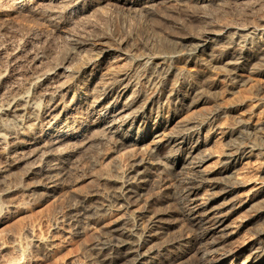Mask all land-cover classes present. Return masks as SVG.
<instances>
[{"label": "rangeland", "instance_id": "obj_1", "mask_svg": "<svg viewBox=\"0 0 264 264\" xmlns=\"http://www.w3.org/2000/svg\"><path fill=\"white\" fill-rule=\"evenodd\" d=\"M34 1L29 0L30 3ZM215 2L200 4L195 0H159L150 10L153 19H149L143 10L136 16L128 14L126 9L117 5L114 0H93L92 8L72 24L74 35H87L94 41L95 38L100 40L101 37L98 36L103 34L107 37L105 40L111 41L113 45H115L114 37L120 35L126 37L131 25L146 28L148 31L153 26L151 30L157 32L156 36L151 35L155 37L154 43L157 44L155 52L148 47L140 46L138 39L140 35H136L130 38L129 45V41L127 43L130 53H127L126 57L125 54H119L125 52V49L124 51L121 49L115 54L118 53L120 57L124 55L122 59L118 56L120 60L116 59L114 63L104 62L99 67L100 74H98L101 76L111 70L113 65L127 66L132 70L131 73L135 72L138 81L136 84L146 94H151L163 86L168 87L169 81L174 76L173 72L179 77L176 85L179 88L185 86L186 79L191 74L198 80L205 78V82L213 81L214 83H210L214 86L211 88L204 85L202 100L194 104L188 103L190 101L188 99L176 110L166 106L162 116L159 117L163 128L155 136H148L136 145L116 148L109 140L101 142L95 139L98 142L93 141L91 147L85 149L76 145L68 146L67 149L73 147L75 150L69 162L59 156L58 158L57 155H55L56 160L51 159L52 162L62 165L59 164L62 171L60 183L49 193L25 164L12 165L0 173V264H96L93 262L94 255L98 250V242L105 232L114 223L122 220L130 228L136 223L145 224L147 216L141 217L142 210L152 197L156 199L157 195L161 194L165 197L161 199L162 201L157 198L151 210L164 224L167 235L172 233L181 234L182 237L191 235L180 213L176 186L183 176L196 172V167L192 163H187L188 166L184 168L170 169V161L165 157L173 152L171 148L173 142L167 137L180 131L187 124L199 125L202 129L201 135L206 133L213 135L211 143L203 148L204 151L212 153L202 165L210 170L217 168L218 155L235 142L243 141L253 145L252 154L240 158L232 172L214 173L217 176L213 175V177L219 180L216 187L202 186L194 192L195 194L193 193V196L191 195L196 198V202L207 205L211 210L209 212L211 216L220 208L222 214L225 213L224 225L228 229L231 227L232 233L222 248L230 249L233 255L225 259H217L215 264H245L250 257L262 252L264 212L259 211L261 205L256 201L259 199L258 192L262 188L260 182L264 181V75L250 72V64L247 69L240 71L238 80L230 84L226 79L227 75L225 76V73L218 68L210 69V72L202 77L204 72L197 66L196 61H185L178 57L168 62L171 72L167 74L164 82L159 67L153 65L151 74L148 73L149 71L146 74L141 73L140 66L132 59L138 55H166L172 47L185 49V42L180 39L181 35L195 31L199 25L196 24L199 22L196 14L203 8L205 13L207 12L208 26L216 30L226 25H231V29L233 26H238L237 24L256 27L264 25V0ZM12 6L10 0H0V66H3L0 68H4V71L1 69L4 76L0 80V91L17 89L15 91H25L30 98L38 92L32 81V70L40 67H42L40 69L49 68L60 57L66 44L64 40L66 25L59 23L58 27H53L42 18L43 14L42 16L31 12L27 14L25 7L18 11ZM11 50H16L18 58L5 60V55ZM155 60L158 62V57L152 58L153 62ZM23 88L24 90H21ZM152 122L153 119H150L148 124L140 125L142 128L138 132L134 127L131 134H141L147 125L152 126ZM211 127H214L212 133ZM236 128H240L239 132H235L234 137L231 135L232 139L228 140V131L231 133ZM157 143L161 144L155 153L151 152L152 147ZM139 159L145 161L144 165L147 168L144 189L129 207H120L115 198V191L119 187L118 181L131 174L129 172L131 163ZM51 161L47 162L51 163ZM4 164L1 159L0 167H4ZM230 178L242 180V186L228 195H221L223 183L232 181ZM87 204L92 207L91 211H85ZM154 208L157 211H154ZM159 241V237L153 236L149 244L157 245ZM198 245L180 246L184 251L179 252V255L166 264H196L194 258ZM211 255L218 257L216 252ZM140 264L149 263L144 259Z\"/></svg>", "mask_w": 264, "mask_h": 264}, {"label": "bare ground", "instance_id": "obj_2", "mask_svg": "<svg viewBox=\"0 0 264 264\" xmlns=\"http://www.w3.org/2000/svg\"><path fill=\"white\" fill-rule=\"evenodd\" d=\"M10 1L13 4L12 7L18 11L25 7L27 14H29L28 12L41 16L43 14L42 18L53 27L64 23L63 25H66L64 31L66 44L63 51L61 50L60 57L55 60L53 65L51 64L52 66L44 69H40L42 67L33 68L31 77L35 90L38 92L32 97L28 98L25 91H15L17 89L0 91V160L3 159V163L5 162V166L0 167V173L12 165L25 164L49 193L55 190L60 183V172L62 171V165L59 163L61 165L59 166L51 159H55V155H57L69 162L75 150L73 147L70 150L67 149L68 146L76 145L85 149L91 147L96 140L101 142L109 140L116 148L136 145L148 136H155L163 128L159 117L162 116L166 106H171L176 110L182 107L188 99H190L188 103L194 104L202 100V91L205 92L204 85L211 88L214 86L213 81H210L213 83L208 81L207 83L205 78L198 80L191 74L186 79L185 86L179 88L176 86L179 77L176 72H173L174 76L169 81L168 87L163 86L151 94H146L137 86L135 72L131 73L132 70L127 66L113 65L111 70L101 76L98 72L99 67L104 62L113 61L114 63L116 59H122L124 55L120 57L119 54H125L126 57V54L130 53L128 45L132 37L136 35H140L138 36L140 37L138 38L140 46L143 45L154 51L157 44L154 43L155 37L153 36H156L157 32L151 30L153 26L150 27L151 34L146 28L142 29L143 27L131 25L126 37L122 35L114 37L115 45L111 44V41L107 42L105 40L107 37L103 34L100 36L96 34L101 39L95 38L97 42H94L96 40L92 41V38L87 35L83 36L81 33H79L80 36L74 35L72 29V24L92 8L93 0H35L33 3H30L29 0ZM114 1L117 5L125 8L128 14L136 16L138 12L144 11L149 19H153L150 10L159 0ZM195 1L202 4L203 2H221L223 0ZM203 9L196 14L199 22L196 23L197 20H195L196 24L199 23L196 29H200L199 27L201 29L196 31L193 28L195 31L181 35L180 39L185 42V49L171 46L172 48L166 55H138L132 58L140 66L141 73L146 74L149 71L148 73L151 74L154 65L162 71L160 73L163 80L167 79V74L171 72L168 62L181 57L185 61H196L197 66L204 72L202 77L206 76L210 69L218 68L219 71L225 73V76L227 75L226 79L230 84L236 82L237 76L241 75L240 71L247 69L250 64V72L264 75V25L256 27L237 24L238 26H233L231 29V25L225 23L226 26L216 30L208 26L207 12L205 13ZM154 26L156 25L154 24ZM121 49L123 51L125 49V52L115 54ZM15 51L6 52L5 60L17 59L18 55ZM128 55L130 56V54ZM118 56L119 58H117ZM155 57H158V62L152 61V58ZM255 59L258 61L255 62ZM1 69L0 80L4 76L2 72L4 68ZM150 119H153L152 126L147 125L143 132H140L141 134H131L134 127L138 132L142 128L140 125L148 124ZM240 128L245 130L243 127ZM240 128H236L231 133L228 131L227 139L231 140V135L234 137V133L239 132ZM210 129L211 133L214 132V127ZM221 132L226 133L225 131ZM201 133L202 129L199 125L188 126L187 124L180 131L169 135L167 138L173 142V147H171L173 152L170 151L172 154L169 153L170 155L165 156L170 161V169L184 168L187 163H192L197 169L190 175L185 173L186 176H183L181 182L176 186L180 201V213L186 227L191 231V235L183 237L181 234L167 235L168 232L164 229V224L152 211L154 207L152 204L157 202V198L161 200L165 197L163 194L157 195L156 199L152 197L142 210L141 217L147 216L145 224L136 223L130 228L122 220L114 223L105 232L98 242L99 246L93 262L96 264H140L145 259L149 264H166L179 255V252L184 251L180 246L188 247L189 244H199L194 258L196 264H215L217 259H225L231 254L233 255V251L230 249L222 248L232 233L231 227L228 229L224 225L225 213L222 214L219 208L211 216L209 213L211 210L207 208V205L196 202V198L192 196L202 186L216 187L219 180L213 177L214 173L232 172L240 158L252 154L253 145L243 141L233 142L234 144L230 148H226L218 155L217 168L210 170L202 165L212 156V153L204 151L203 148L211 143L213 135L207 133L201 135ZM160 144H155L152 150L150 149L151 152L155 153ZM187 159H189L188 162H186ZM47 161H51V163ZM144 163L145 161L142 159L131 163L129 168L131 174L118 181L119 187L117 186L118 190L115 191L118 206L127 208L140 196V191L144 189L146 181L147 168ZM236 178L223 183L221 195H228L237 187L242 186V180ZM225 181L228 180L225 179ZM260 184L262 188L258 192L259 199L255 201L261 205H259V211L264 212V181ZM151 206L153 207L151 208ZM91 209L92 207L87 204L85 211H91ZM153 236L160 238L157 245L149 244ZM215 252L218 253L216 258L211 255ZM245 264H264V248L256 256L250 257Z\"/></svg>", "mask_w": 264, "mask_h": 264}]
</instances>
